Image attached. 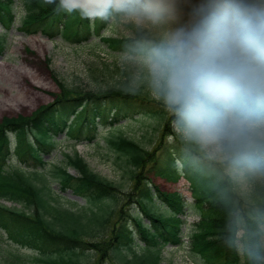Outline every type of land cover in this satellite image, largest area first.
Returning <instances> with one entry per match:
<instances>
[{
	"label": "rangeland",
	"instance_id": "1",
	"mask_svg": "<svg viewBox=\"0 0 264 264\" xmlns=\"http://www.w3.org/2000/svg\"><path fill=\"white\" fill-rule=\"evenodd\" d=\"M0 1V3L3 4L2 2L5 0ZM36 1L39 0H13V3L10 5L16 16V23L8 31L7 34H9L10 37H7L6 44L2 47L3 52H0V118L2 116L19 114V116L22 115L29 119L31 113L33 112L34 115L40 105L50 104L54 98L61 96L62 93H65L66 96L71 94L88 98L90 97L88 93L102 94L111 90H122L123 88L120 87H130L131 90L138 88L142 92L138 90L132 91L138 94L141 93L140 96L149 99V101H155L160 104H162L161 102L165 103L162 97H158L155 94L151 75L148 71L146 58L149 49H142L143 53L146 55L144 56L140 54L137 49L133 52L110 50L106 44L100 41L98 36L92 37L86 42L76 44L71 42L67 43L59 37L55 39L46 38L39 31L32 34L16 31V27L20 25L19 21L22 19L23 13L26 12L27 8L30 7V5L38 8V6L34 4ZM164 1L168 4L170 9L164 13L158 21L153 22L150 18H140L144 15L139 14L140 17L133 16L131 17L132 19L129 18L131 22L133 20H138V23H140L132 22L137 25L133 27L127 25L129 22L125 16H119L112 10L113 12L109 15L106 28L101 31L102 35L121 38L140 34L142 39L149 38L151 40L161 41L167 32L194 23L196 17L191 18V9L202 4V0ZM259 2L264 4V0H259ZM50 5L51 3H49L48 0H40V8L44 7L46 9ZM65 9L66 7L60 8V16L66 15ZM93 12L94 10L90 8L89 20L94 18L92 17ZM73 20L74 18L71 17L70 21L72 22ZM145 22L147 24L143 25ZM141 27L145 30L140 31ZM3 33L4 29L0 26V34L3 35ZM146 43L147 42L142 41V46ZM142 66L143 68H141ZM68 91L70 92L68 93ZM56 94L58 95L55 96ZM149 101L144 102L148 109H143L133 114L123 112L115 124L109 125L98 120L97 124L92 128V134L94 135L93 140L88 139L84 142L81 140L64 138L60 143L59 148L62 149L59 150V152L53 150L50 152V156L43 157L44 161L48 160L44 169H42L47 176V180L51 178L48 173L51 169L50 165L64 163L66 161L65 154L73 155L76 149L90 167L91 170H89V172L92 173V171H94L103 178H106V182L111 184L113 189L119 193L118 199H115V205L113 208L111 207L112 210L121 207L126 214L140 212L137 204L133 201L135 200V195H137L139 190L141 192L145 185L152 188V190L154 189L153 186H156L161 191H177L190 202L192 198L190 196L188 182L184 178L171 180L155 173L156 168L166 164V147L168 148L169 145L174 144V138L171 135L164 134L163 137H161V132L158 134L161 128L160 124L164 123L166 117L168 118L174 111L167 104L161 106V108L152 109L151 107L153 105H149ZM173 120L174 117H172V121H170L171 123L169 124V130L173 131V136L189 145L191 144V146L193 145V148L203 152L209 159L225 162V159L228 157L227 153H230V148L223 145L205 144L186 139L183 133L178 130V119H176V121ZM26 129L32 131L33 127L28 124ZM110 134H112V136L122 135L127 140L130 139L132 141L127 143L125 148L120 141L117 142L111 139L110 141L116 144V148L114 149L106 142ZM58 137H64V133H61ZM128 145H130L129 148H133V153L127 148ZM151 150L153 152V157L157 158V165L152 166L150 159L146 160V170L142 173L143 180L141 182L135 181V183H132L130 178L134 171L135 174L137 173V167L135 165L136 160L134 159L135 154L140 153L143 158ZM9 163L15 164L16 158L11 156L9 158ZM8 167L12 166L9 165ZM13 169L14 168H11V170ZM74 169L69 168L70 173L76 174ZM226 171L231 172V176L238 184V189L248 197L249 194L253 193L258 195L262 193L264 195L263 173H257L252 170V168L239 169L238 167L227 166ZM145 181H148V183L146 184ZM7 185L8 183L2 182L0 175V192L4 193L5 190L10 191L6 188ZM50 185L53 191H59L55 181H51ZM56 192L54 193L56 194ZM105 194L106 193H103V195ZM130 194H134L133 197L129 196ZM22 195L25 194L22 193ZM100 195H102V192ZM63 196L76 201L74 207L77 208L80 215L82 212L83 216L84 213H88V218H90L92 224L95 223L91 221V218L96 220V218L103 215L100 214L103 212L102 207H105L106 204H110V201L107 199L98 198L99 200L92 201L89 205L84 198L73 197L70 190L63 192ZM22 198L24 201H22L20 205H16V209L20 212L18 214L28 218L35 217L41 221L40 217H44L43 213L46 207L43 203L46 205V201L40 200L36 192L28 197V200L24 196ZM60 200H62V202L64 201L63 199ZM0 201L2 203L6 202L3 199H0ZM155 204L161 207L158 201H155ZM89 206L92 211L91 215L90 211L87 209ZM54 216L55 218H52V220L57 219V215L54 214ZM142 216L144 217V215ZM58 219V221L54 223V227L58 228L53 231L54 233L59 234L57 231L61 230L69 235H75L81 231L77 230L79 223H76V220L71 223L66 219L63 223L64 227H61L60 220H62V218ZM144 219L145 221L147 220L145 217ZM195 220V216H189L187 218V224L183 228L185 233L189 231L190 224ZM104 226L106 227L103 228ZM90 227L88 222L87 228L89 229ZM108 227L109 223L106 221V224L104 223L101 229L96 232L87 230V235H85L86 238L83 237V239H97L107 232ZM24 231L27 232V230ZM26 232H23L21 235ZM1 233L3 232L0 230V234ZM98 234H100V236ZM91 235L95 236L91 237ZM184 238L185 243L183 246L166 245L163 248L161 264H197L191 258V255L188 254L186 237ZM24 239H27V237H24ZM10 244L9 241H5L3 236H0V264H13L15 261V254H17L21 260L18 264H59V259L64 261H61V264H67L68 257L62 252L60 256L57 254L52 259L40 258L39 261H34L32 256L34 257L37 255L36 250L33 252V250L19 248L15 244L14 246ZM32 246L35 249L39 248L35 243H33ZM74 247L75 246L72 247L70 253L75 259L74 264H89L94 260L95 255L91 251L80 248L74 251V249H76ZM198 263L202 264L200 262Z\"/></svg>",
	"mask_w": 264,
	"mask_h": 264
},
{
	"label": "trees",
	"instance_id": "2",
	"mask_svg": "<svg viewBox=\"0 0 264 264\" xmlns=\"http://www.w3.org/2000/svg\"><path fill=\"white\" fill-rule=\"evenodd\" d=\"M52 2H55V0H52ZM35 4L38 6L34 10L36 18L46 19L54 16L53 9L55 4H51L46 9L44 7L40 8V0L36 1ZM120 88L123 89L111 90L102 94L91 93L89 96L94 97L96 101L111 98L115 105L124 102L129 106H133L137 100L139 103L137 106H142L144 98L132 92V90L140 91L139 89ZM63 97H66L65 93H62L61 97H57L56 102L62 103L63 106L61 105V107L72 111L73 102L64 101ZM61 107L60 109H62ZM50 108L52 109L51 105L40 106L36 111L39 119L46 115ZM36 118L34 116L33 120H36ZM26 119L22 115L15 118L4 117L2 123L22 127L21 122ZM48 120L52 123L53 118ZM41 123L42 121H39V124L35 125L36 128ZM168 127L169 122L164 125L165 129ZM39 137L44 140L47 138L48 140L50 136L40 132ZM5 139L3 125H0V151L5 147ZM121 143L126 148L127 143L130 142L121 141ZM192 146L181 142L179 145L173 146L174 148H169L168 158L170 159H168L167 164L158 167L156 172L161 176L176 179L180 172H176L178 166H175L172 156H178L182 162L183 173L190 181L194 202L191 204L187 203L183 200L180 193L177 192H165L155 188L156 192L153 194L149 189H146L141 193L138 203L144 216L150 222L145 223L142 222L141 218L133 217L136 229H131L127 222L122 221L120 217H115V212L110 217L111 210L115 205L113 186L96 174L90 173L86 164L81 159L75 158L74 164L82 171L86 180L92 184L91 186L96 189L97 186L103 187L102 197L104 199L108 197L109 199L107 200H111L110 204L102 207L103 212L100 214L103 215L98 218L94 216L96 220L91 218L93 223L98 224L99 222L100 227L109 219V229L106 235L97 241L90 242L83 239V236L87 235V230L96 232L90 220L83 222L72 214L60 212L56 214L57 219L62 218L60 220L61 227H64L63 223L66 219L71 223L75 220L76 223H79L77 230L81 231L72 235L71 239L77 241L78 246L81 248L92 249L95 259L91 264H161L162 247L167 243L178 244L181 241L183 219L179 215L183 214L188 206L200 217L199 221L194 225V230L190 233L191 250L196 257L201 258L206 264H264L262 260L263 249L260 242V238L264 236V195L262 193L260 195L253 193L249 194L248 197L242 193L233 177L224 172L221 163L219 164L205 157ZM129 150L132 153L134 152L132 147ZM258 150L259 147L240 154L230 149V153H227L229 158L225 162L240 166H247L249 162H255L257 165L258 161H260L256 157ZM261 151L262 149L259 150V152ZM151 157H153V152H149L143 158L140 153L135 154V165L139 170L136 175H132V178L135 176L133 180L141 178L145 161ZM152 161L157 165V160L152 158ZM259 165L264 168V160L260 161ZM103 193L106 194L103 195ZM100 196V193L97 194V197L101 199L102 197ZM154 197L161 201L164 205L163 208L152 206ZM98 198L97 200H99ZM40 218L41 221L38 219L35 223L28 226L32 236L38 239L39 242H37L39 244L48 246L56 244L63 239V237L54 235L56 233L53 232L58 229L54 227V223L59 219L52 220L50 218L47 220L44 217ZM11 222L18 225L20 220L12 219ZM88 222L91 226L89 229L87 228ZM238 229L243 230L240 236H237ZM57 232L69 235L61 230ZM139 241L143 244H140ZM136 246H140V250L136 249ZM68 259L67 264H74L75 259L73 256L68 257ZM59 260V264H61V261L64 262L62 259Z\"/></svg>",
	"mask_w": 264,
	"mask_h": 264
},
{
	"label": "clouds",
	"instance_id": "3",
	"mask_svg": "<svg viewBox=\"0 0 264 264\" xmlns=\"http://www.w3.org/2000/svg\"><path fill=\"white\" fill-rule=\"evenodd\" d=\"M102 3L153 22L162 11L160 0ZM195 14L194 23L167 32L147 53L155 94L186 139L240 154L264 146V4L203 0Z\"/></svg>",
	"mask_w": 264,
	"mask_h": 264
},
{
	"label": "bare ground",
	"instance_id": "4",
	"mask_svg": "<svg viewBox=\"0 0 264 264\" xmlns=\"http://www.w3.org/2000/svg\"><path fill=\"white\" fill-rule=\"evenodd\" d=\"M31 40H33V39H31ZM33 43V42H32ZM40 86H42L41 84H39ZM17 115V114H16ZM16 115H13V116H16ZM19 173V175H20V177L24 180V182H25V184L27 185H31L32 184V181H28L27 179H26V177H25V175H24V173L22 172V171H19L18 172ZM26 185H24V186H19L23 191H26V192H28V189H27V187H26ZM7 199H10V200H16V198H15V195L14 194H11V196H8L7 194H5L4 195ZM3 206V205H2ZM5 209H7L8 211H13V208L14 207H16V205L14 204V203H12V202H4V206H3Z\"/></svg>",
	"mask_w": 264,
	"mask_h": 264
}]
</instances>
